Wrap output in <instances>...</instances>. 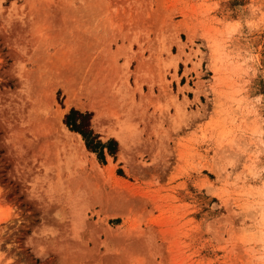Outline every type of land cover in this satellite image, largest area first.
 <instances>
[{
    "label": "rangeland",
    "instance_id": "1",
    "mask_svg": "<svg viewBox=\"0 0 264 264\" xmlns=\"http://www.w3.org/2000/svg\"><path fill=\"white\" fill-rule=\"evenodd\" d=\"M0 264H264V0H0Z\"/></svg>",
    "mask_w": 264,
    "mask_h": 264
},
{
    "label": "trees",
    "instance_id": "2",
    "mask_svg": "<svg viewBox=\"0 0 264 264\" xmlns=\"http://www.w3.org/2000/svg\"><path fill=\"white\" fill-rule=\"evenodd\" d=\"M90 114H82L77 111L71 110L65 116V124L74 132L79 133L84 142L87 150L97 154V158L101 159L104 157V150L106 149L108 154H112L113 152L110 149V141L103 144L101 143L97 137L90 130L89 124H87L86 119Z\"/></svg>",
    "mask_w": 264,
    "mask_h": 264
},
{
    "label": "bare ground",
    "instance_id": "3",
    "mask_svg": "<svg viewBox=\"0 0 264 264\" xmlns=\"http://www.w3.org/2000/svg\"><path fill=\"white\" fill-rule=\"evenodd\" d=\"M70 92V91H69ZM70 96L71 95H69V100H68V102H67V105H68V107H70V106H72V104H73V102L74 101H72L71 99H70ZM98 118H96L95 119V125H96V127H97V125H99V123H101V119L103 118L102 117V115H101V113H98V116H97ZM101 128V127H100ZM102 130V129H101ZM121 140H122V138H121ZM76 144V143H75ZM75 147H74V149L77 151V152H81L82 150H83V146L84 145H82V143H81V138L79 137L78 138V142H77V144L76 145H74Z\"/></svg>",
    "mask_w": 264,
    "mask_h": 264
}]
</instances>
